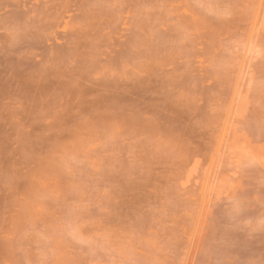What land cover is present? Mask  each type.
<instances>
[{
    "label": "rangeland",
    "instance_id": "374dc122",
    "mask_svg": "<svg viewBox=\"0 0 264 264\" xmlns=\"http://www.w3.org/2000/svg\"><path fill=\"white\" fill-rule=\"evenodd\" d=\"M0 264H264V0H0Z\"/></svg>",
    "mask_w": 264,
    "mask_h": 264
}]
</instances>
